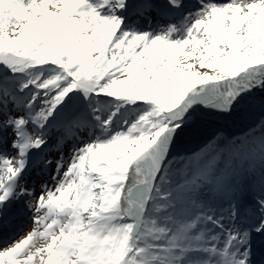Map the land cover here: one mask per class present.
<instances>
[{
	"label": "snow or ice",
	"instance_id": "snow-or-ice-1",
	"mask_svg": "<svg viewBox=\"0 0 264 264\" xmlns=\"http://www.w3.org/2000/svg\"><path fill=\"white\" fill-rule=\"evenodd\" d=\"M10 217L0 264H264V0H0Z\"/></svg>",
	"mask_w": 264,
	"mask_h": 264
},
{
	"label": "water",
	"instance_id": "water-1",
	"mask_svg": "<svg viewBox=\"0 0 264 264\" xmlns=\"http://www.w3.org/2000/svg\"><path fill=\"white\" fill-rule=\"evenodd\" d=\"M232 131L235 132L237 135H242V133L238 132L236 129H232ZM210 133H211V128L208 130V132L205 133L204 138H207V136L210 135ZM225 135H227V133H225ZM202 142H203L202 140H199V141H197V143H193V144L189 145V147L196 148L197 144L202 143Z\"/></svg>",
	"mask_w": 264,
	"mask_h": 264
},
{
	"label": "bare ground",
	"instance_id": "bare-ground-1",
	"mask_svg": "<svg viewBox=\"0 0 264 264\" xmlns=\"http://www.w3.org/2000/svg\"><path fill=\"white\" fill-rule=\"evenodd\" d=\"M16 218H17V217H14V218H12V219L15 220ZM12 219H11V220H12ZM15 231H16V230L12 231V232H11V235L14 234ZM6 234H7V233H6Z\"/></svg>",
	"mask_w": 264,
	"mask_h": 264
},
{
	"label": "rangeland",
	"instance_id": "rangeland-1",
	"mask_svg": "<svg viewBox=\"0 0 264 264\" xmlns=\"http://www.w3.org/2000/svg\"><path fill=\"white\" fill-rule=\"evenodd\" d=\"M28 227H29V228L31 227V222H30V221H28Z\"/></svg>",
	"mask_w": 264,
	"mask_h": 264
}]
</instances>
